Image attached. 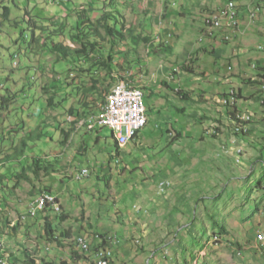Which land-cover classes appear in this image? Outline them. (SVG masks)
<instances>
[{
  "label": "rangeland",
  "instance_id": "1",
  "mask_svg": "<svg viewBox=\"0 0 264 264\" xmlns=\"http://www.w3.org/2000/svg\"><path fill=\"white\" fill-rule=\"evenodd\" d=\"M225 1L227 3L229 0ZM16 2L20 6L16 10L24 15L25 8L28 6L27 0H16ZM87 3L85 0H75V7L71 10L63 7L64 13H57L49 20V23L52 26H58L65 18L72 15L73 17L65 21V24L71 25L74 20L76 21L75 13L81 10V7L94 12L102 5V0H88ZM113 4L117 5L128 16L133 27H136L134 29L137 32L134 36L132 34L129 44L138 49L147 62V66L143 68L140 75V81L142 84L156 85L161 90L168 91L174 98H170L168 93L163 95V91L160 97L152 98V90L146 89L145 102L149 108V123L141 131L139 147L133 149L134 145L138 146V144L131 143L129 155H123L120 164L115 162L111 164L108 177L111 178L110 185L113 186L115 195L113 192L110 195L115 197L117 194L118 198L116 202L111 199L109 204L104 205L101 220L103 226L97 225V228L117 234L121 238V246H123L121 248L126 250L128 246V249H131V255L135 254V257L130 258L129 254L127 259L123 260L122 257L125 254L123 251L120 252L122 257L117 259L122 263L119 264H185L186 259L190 264H257L251 261L248 254L241 253V248L247 246V241L252 242L250 240L254 239L252 234L256 227L254 223L259 217L258 215L254 220L251 216L247 217L251 212L248 210L255 209L256 205L264 208V107L261 103L264 96L261 94L260 83L253 85L249 81L259 80L254 64L256 67L258 62L264 65V48L261 49L264 47V36L255 27L257 21L255 20L251 25V36L239 45L243 48L241 51L236 46L235 38L233 41L230 40L227 43L223 41L215 46L207 37L200 41L199 33L192 28L191 24L173 28L168 16L164 17L166 13L162 16L165 26L160 28L158 21L161 19H159L160 11H163L162 0H113ZM171 4L177 10L182 7L181 0L178 2L171 0ZM45 6V0H31L28 9L33 14L38 11L40 17ZM181 20L188 22L185 18ZM220 33L223 37L224 32ZM140 34L151 36L152 39L155 36L158 43L169 41L180 51H177L175 55H151L150 52L155 44L141 40ZM15 35L16 32L12 34V36ZM28 40L31 41V38ZM21 44L25 45V42ZM12 49L16 50L15 47ZM0 52H2V58L5 56L10 61L7 50L2 48ZM47 54L50 56L43 62L47 70L53 72L50 59L53 61L56 55L49 52ZM30 57L35 64H39V60L34 55ZM21 61L23 66L19 72L15 71V73H19L22 81L28 83L29 90L33 88L29 83H32V79L36 77L37 71L31 68L26 57H21ZM119 61L122 62L123 58ZM5 64L9 65L7 61ZM139 66L133 60L126 68L130 71L138 70ZM3 78L4 76H0V85H8L9 82H4ZM165 81L169 83V88ZM101 82L115 84L114 80L111 81L105 76L101 78ZM180 83L181 87L192 92L191 102L181 100V97L174 92ZM44 85H48L46 79L42 80L43 90L40 89V91L48 93V88L45 89ZM232 88L237 91L241 89L243 95L250 96L245 103L239 105L242 113L250 116L243 114L237 116L242 120L239 124L246 127L244 131L248 130L244 122L251 119L259 121L258 128L252 131L250 141L243 143L245 154L239 157L241 162H238L233 152L219 155L221 149L219 145L213 151L211 145L215 140L205 132L210 126L220 125V130L225 129V125L222 122L220 124L218 120L222 116L221 113L227 119V108L224 103L232 105L236 101V92L232 94V101H224V94L229 93ZM1 93L4 94V91L0 90ZM34 96L37 98L29 96L28 99H21L17 107L12 106L14 109L11 108L4 117L0 116V132L6 135L5 138L1 137L3 141L0 142V158H3L6 163V165L0 164L1 174L11 170V173L18 175L33 163V157L51 156L59 151L58 147L48 146L51 137L60 136L57 124L55 122L51 124L48 121L49 115L58 114L59 110H49L43 94L37 95L35 92ZM246 103L248 104L245 105ZM62 112L66 111L62 109ZM63 119L58 121L63 122ZM43 121L45 122V126H42L43 135L28 144H33L36 148L26 146L23 149L20 143L22 137L25 133L36 130ZM170 131L173 132L174 138ZM179 133L182 134V138ZM99 138L100 142L90 147L89 156L92 157L93 165L97 163V159L104 163L105 155L116 153L111 130L99 127L92 139ZM13 145L15 151L23 149L24 154L22 157V153H19L11 161L8 155L13 154L11 150ZM231 146L236 147L238 144H232L229 147ZM171 147H174L176 151L175 156L171 155L169 150ZM3 150L4 152L1 153ZM208 152L210 158H214L216 169L208 167L206 160L204 161V156ZM174 160L180 163L177 164ZM259 160L262 162H258ZM223 161L228 162L226 163L228 166L223 165L220 171L218 166H221ZM128 164L131 170H127ZM254 164L259 166L253 171V176L249 177ZM245 176H248L247 180H244ZM108 177L105 176L102 181H99L95 175L84 181L87 190L84 191L82 198L86 204H97V199L109 191L106 189L109 183ZM162 180L171 182L166 194L159 193V183ZM70 184L74 190L72 193L78 195L80 193L77 189L78 184L74 182ZM1 189L0 200L2 201L3 196H8V202L12 204L14 200L9 197L7 190ZM217 195L221 198L216 199ZM143 196L150 198L152 204L154 199L163 202L153 207L142 199ZM70 209L73 213L70 221L74 227L76 217L81 218L83 209L79 203L71 204ZM118 210L121 211L119 215H117ZM25 211L26 207L23 206L21 212L25 213ZM89 215L93 219L95 213L90 210ZM211 215L216 216L219 221L228 226L230 232L228 236L218 234L219 228L214 225ZM254 215L256 214H252ZM234 216L237 217V222H241L239 229L236 227ZM39 232L42 233V230L36 231L34 235L30 233L29 239L26 238L27 234L20 237L25 242L24 250H29L30 256L36 259L37 264L68 263L67 253L60 252L61 250L55 251L58 253L55 259L51 258L48 253L53 252V248L48 250L47 244L40 242ZM36 233H38L37 236ZM237 243H242L243 246L239 247ZM19 245L12 242L8 246L11 247L10 253L17 249H22L23 253L24 250ZM260 249L264 253L263 247ZM18 255L17 262L26 264L25 255L20 252ZM6 256L8 257V254ZM258 264H264V259Z\"/></svg>",
  "mask_w": 264,
  "mask_h": 264
},
{
  "label": "clouds",
  "instance_id": "2",
  "mask_svg": "<svg viewBox=\"0 0 264 264\" xmlns=\"http://www.w3.org/2000/svg\"><path fill=\"white\" fill-rule=\"evenodd\" d=\"M30 1L31 0L27 1L28 8H29ZM85 1H86V4L89 3V2L87 3L88 0H85ZM104 1H105V6L103 7ZM163 1L171 4V0H163ZM45 3H46L45 9L41 14L42 18L38 16V11L37 13L32 14L38 19L40 23L42 22V24H45V25H48L49 20L52 19L54 16H56L57 13L63 14L64 13L63 7H67L69 8V10L75 7V0H45ZM111 3L113 4V0L111 1L102 0V5L94 12L89 11L86 7L84 8L81 7L82 9L79 10L78 12L81 13L85 10L86 11L88 10L89 14L95 19L97 14L101 13L104 9H108V6H110ZM112 4H111V9L114 7L118 8L117 5H114V4L112 5ZM48 7H51V9H48ZM163 12H164V9L163 11H160L159 19L160 18L161 19L158 21L160 28H163L165 26V20H163L164 18L162 17L165 14V12L164 13ZM75 14H77V12ZM46 16H48L49 18L46 19L45 18ZM70 17H73V16L71 15L65 18L61 22L60 25L54 26L52 28L56 29L60 27L63 24V22L68 20ZM74 18H76V16ZM127 21L134 32L132 33L131 31H128L127 33L128 39H127L126 45H123V46L121 45L118 49L125 51V53L129 55V60L126 62L123 56H118L117 59L119 57L120 58L115 61V66L117 67L118 70L114 72L112 75L108 76L105 73L103 74L91 73V75H85L83 77H80V76L75 77L74 73H72L71 71V67L73 66L72 65L70 66V64H68L66 61H64L61 64H56V65H54V62L51 63L52 64L51 69L53 70L52 72L51 70H47L46 65L45 67H43L42 64H40V62L37 65L32 61L31 58L28 59V63L31 66V68L36 69L37 78L38 80H40V83L42 82L43 79L47 80L48 85L46 86L48 87V93L43 92L42 94L47 100L49 110L50 109L59 110L58 114L51 113L48 117V121L51 124L52 122H55L57 124L56 125L57 129H59L60 131V136L55 137V138L51 137V140L48 146L50 147L52 146L55 148L58 147L59 151L53 153L51 156L33 157L34 161L31 164V166H29L30 171L37 170L38 168L40 169L39 166L37 168L36 162H39V163L44 162L47 166L51 168L47 172L44 169V167H42L41 176L39 177V179H34L35 186H30L27 183H25L24 186H19L20 189H18L17 192L21 196V198H19L21 203L14 201L12 203V206H18L20 208V211L23 206L26 207L25 213L21 212L22 216L20 218V221L23 223V228L28 233V235H26L27 239H29L30 233L34 235L36 231L42 230V228H44L43 226L46 225V228L42 230V233L39 232L40 240H42L43 237L46 238L45 244H47L46 248L48 250H50L49 248H51V246L53 249L57 251L58 250L60 251L61 249L68 250L67 247H70L71 254L69 256L71 260L73 261L72 264H98L97 260H98L99 251L96 250V247L98 246V244L96 243L98 242L99 243L101 242L110 243V244H103L100 248L102 247H104L102 249L109 248L111 250V257L109 259V262L110 260L114 262L115 256L122 245L121 238L118 237L117 234L112 233L110 230H104V229L99 230L96 226V225L99 226V223H101V220L103 219L102 208L104 207V205L109 204L111 199H113L116 202V199L118 198L116 197L117 194L115 197H111L112 195H110V193L113 192V186L110 185L111 178L108 177V173L111 170V164H113L114 162L116 164H120L122 162L123 155L125 156L129 155L130 144L131 143L133 144V142L138 144V141L141 140L139 137L141 134V131L149 123V115H148L149 108L145 102V98L147 95L146 89L150 88L152 90V94H153L154 89L161 90V88L157 87L156 85L150 86V85L142 84V81H140L141 80L140 75L143 72V68L147 66V62H146L145 57L141 55L140 51L136 48H133L132 45L129 44L130 37L132 36V34L134 36V34L137 31L136 29H134L135 26L133 27V24L129 20V18ZM240 27L237 30H228V31L217 30V29L209 30L206 25V21H204V24L202 25L201 29H197L196 31L199 33L200 41H203L205 37H209L208 35H213L218 32H224V36L221 39H222V42L224 41L227 43L230 40L232 41L234 40L233 33L237 32L240 29ZM227 35L230 36L229 40L226 39ZM141 37H142V40L145 41L144 38L147 36L145 34H140L139 38ZM148 37L151 38V36H148ZM41 41L44 42L45 40H41ZM151 42L155 44L154 49L152 50V52H150L151 55H155V56L175 55L177 51H180V50H177L169 41L158 43L157 38L155 36H153V39ZM151 42H147V43H151ZM163 43L164 45L161 46V44ZM33 45L35 46V44ZM164 46L166 48H172V51H167V49ZM263 48L264 47H262L261 49ZM1 49L2 48L0 47V50ZM118 49H116V51ZM121 58H123L122 62L119 61ZM136 58H140L141 61L138 62ZM133 60H135L140 66L138 70L135 69V70L130 71L126 68V66L131 65ZM22 66H23L22 62H20L18 65L16 63L14 64V67H17L18 72L20 71ZM120 67H124L125 69H121ZM253 67L254 68L256 67L255 64ZM17 75L18 77L22 78L19 73ZM98 75H101L100 79L103 76L109 77L111 81L114 80L115 84L112 85V83L110 82L107 84H104L103 82H101L102 85L100 89V92H101L100 97H98L99 95L96 96V95H93L92 93L87 92V103L90 106H92V108L86 109L84 108L85 104L82 100L83 93L80 88H83L84 86H86L87 88L90 89V85L95 84L96 78ZM136 76H138V79H136ZM69 77H74L75 80H67ZM166 83L168 84V88H169V83L168 82ZM261 83L259 85H261ZM2 85H0V89H3V87L5 86V85L3 86ZM181 86L182 85L180 83V85L177 86L174 91L178 95V97L180 96L178 93L181 92L182 90L188 91V90H185ZM13 87L17 88V84H13ZM129 89H136L141 92V100H142L143 107H144L143 116L145 117V123L142 125H139V123L137 122L138 126H135V125L132 126L130 121L127 118L123 117L122 112L112 102V100L114 99L115 93H119V92L129 90ZM231 90H235L237 93L236 102L232 105H226L224 103V106L227 108L228 112H231L233 110V106L234 105L237 106V102L240 100L237 98L238 91L234 88H232ZM163 92H164L163 95L169 94L168 91H163ZM188 92H191V91H188ZM176 94H175V97L177 98ZM226 94H228L226 96L228 97L230 95V92L225 93L224 95ZM261 94L262 96H264V93L262 90H261ZM160 95H161L160 93H155L153 97L152 96L151 97L152 98H154L155 96L160 97ZM169 97L174 98V96L173 95L170 96V94H169ZM181 100H182V97H181ZM187 102H191V101H187ZM261 103L262 105L264 104V97ZM65 104H68V106H65ZM228 106H230L232 109ZM62 109H64L66 112H62ZM238 114H243V113L241 110L239 111L237 109L236 117L232 119L231 128L233 130V133L235 132L236 124L234 123L237 122ZM243 115H246V114H243ZM62 118H64L63 122L62 121L59 122L58 120ZM252 121L253 119H251V121L249 122H246V125L248 126L247 132H249L250 130V124ZM99 127L108 128L109 130H111L112 137L115 141L116 153L105 155L104 158L106 161L108 160L107 163L106 162L101 163V161L97 159V163L93 165L91 161L92 157L89 156V152H90V147L93 145H96L98 142H100V138H102L100 137L98 140L92 139V136L94 135V133L98 132ZM208 131L209 130H207V133ZM30 132L32 131L25 133V135L28 136ZM247 132H244L242 134H245ZM215 133H216V130L210 131V134H215ZM235 135L240 136L241 134L237 133ZM122 136L127 137V141L125 143H122L121 141ZM21 143H22V139H21ZM139 144L138 146H135L133 144L134 145L133 149H137L139 147ZM28 146L29 148H32V149L36 148L35 145L33 144H30ZM225 151L227 152L228 150L226 149ZM242 151L243 149L239 148L237 153L241 154ZM239 157H238V162H241ZM80 160H82L83 162L80 163L79 162ZM84 161L87 162V165H84ZM90 162L93 165V167L89 166L91 165ZM51 163L52 165L50 166ZM0 164L6 165L5 162L0 163ZM40 166H42V164H40ZM126 168L127 170H131L130 164H128ZM95 175L99 181H102V178H104L105 176L108 177L109 183L106 185L107 187L106 189H108L109 191L106 192L107 195L103 194L104 196L101 195L99 199H97V204L90 205V204H86L85 200L82 198L84 191L87 190V186L84 184V181L93 178ZM32 176L33 177L35 176L34 171L32 172ZM71 182L78 184L77 189H78V192H80L78 195H74L72 193L74 190L70 184ZM170 186H171V182L169 180H162L159 183V193L166 194L167 189ZM26 193H30V195ZM61 194H66L67 196L72 198V202L70 204L79 203L82 206L83 211H82L81 218L76 217V222L82 223V224L86 222V224L85 225L83 224L81 231L75 234V236H72L71 232L65 233L64 231L63 233H61L62 231L57 229V227L63 224V221L65 222L66 220H71L73 217V215L70 217L68 214H66L65 204L61 200ZM76 197L78 198L76 199ZM20 205L22 206L20 207ZM87 206L89 210L87 209ZM135 207H137V205H135ZM90 210H92L95 213L93 219L89 215ZM119 214H121V211L118 210L117 215ZM12 216H13V220H12L13 224L15 223L16 220L19 221V216L16 217V214L14 213ZM52 217H55L57 219L56 220L57 222L52 223V220H53ZM35 224H39V225H35ZM28 226H30V228H28ZM70 228H72L70 229V231L74 230L75 232H77V230L73 229L74 228L73 226H70ZM83 228L85 229L83 230ZM48 230L51 233L56 232L55 237L53 235L49 236L47 233ZM37 234L38 233H36V236ZM68 237L69 239H72V243L71 244L62 243L63 245L61 246V243L58 241V239L61 240L62 238H68ZM80 240H85L86 243L89 245L88 248H84V246L81 245ZM105 240H107L108 242H106ZM111 240H116L117 242L113 244L111 243ZM49 241H53L54 244L49 245ZM64 243H65V240H64ZM55 244H58V245H55ZM6 249H11V248L8 247V244H7V247L3 244L1 247L0 257L3 260L7 261L9 264H13L9 259L10 252H6L5 251ZM6 254H8V257L6 256ZM15 254H18V252H16ZM73 254L74 255L77 254V256L73 257L74 256Z\"/></svg>",
  "mask_w": 264,
  "mask_h": 264
},
{
  "label": "trees",
  "instance_id": "3",
  "mask_svg": "<svg viewBox=\"0 0 264 264\" xmlns=\"http://www.w3.org/2000/svg\"><path fill=\"white\" fill-rule=\"evenodd\" d=\"M111 4L110 6H108V9H104L101 13H98L95 19L89 14L88 10V12L85 10L81 13L77 12L75 18L76 21L74 20V23H72L71 25L65 24L66 22H63L60 27L53 29L52 27L54 26H52V24L50 23L48 25L42 24V22L40 23L38 19L32 15L33 12L28 9V6L25 8V14L23 15L16 10L20 8L16 0H0V47L7 50L10 59V61H8L5 56H3L2 58V52H0V76H4V82H9L8 85L3 87V89H0L1 91H4V94H0V98L2 99V105L0 106L1 117H4L5 114L9 113L11 111V108L14 109L13 107H17L21 99H28L29 96L35 97V92L37 95L42 94L40 91V89L42 90V82L40 83L37 75L32 79V83H29L30 86L32 85L34 89L29 88L28 90V83L22 81V78L18 77V73H15V71L18 70L17 67H14V64L16 63L18 65L20 62H22L21 57L30 59V56L34 55L36 58H38L40 64L45 67V63L43 61L46 57L50 56L47 54V52L55 54L56 58H54L53 61L50 59L51 63L54 62V65H56L66 61L68 64H70V66H73L71 67V71L72 73H74L75 77H83L85 75H91V73H105L109 76L118 70L115 66V61L117 60L118 56H123L126 62L129 60V55L125 53V51L119 50L118 48L121 45H126L128 39V31H131L132 33L134 31L129 25L127 21L128 18L124 14V12L115 7L111 9ZM243 7L248 6H242L241 8ZM164 17L166 18L167 14H165ZM40 18L42 17L40 16ZM45 18L48 19L49 17L46 16ZM15 32L16 35L12 36V34ZM29 38H31V41L28 40ZM41 40L45 41L42 42ZM144 40L146 42L152 41V39L148 36L145 37ZM23 41L25 42V45L21 44ZM2 42H4V44ZM33 44H35V46H33ZM163 45L164 43L161 44V46ZM12 47H15L17 51L13 50ZM116 49L118 50L116 51ZM166 49L167 51H172V48ZM136 60L138 62L141 61L140 58H136ZM5 61H7L9 65H6ZM120 68L125 69L124 67ZM255 68H257L256 70L259 76V80L249 81L253 85H258L264 80V66L261 64V62H258V65ZM100 77L101 75L97 76L95 84L90 85V89L86 86L80 88L83 93L82 100L85 104L84 108L86 109L92 108V106L87 103V92L92 93L96 96L99 95L98 97H100V89L102 85ZM67 80H75V78L69 77ZM13 84H17V88H14ZM44 88L46 89L48 87L44 85ZM155 93L162 94L163 92L162 90L154 89L151 96L153 97ZM178 94L184 101L192 100L191 92L182 90ZM227 95L228 94L224 96L226 97ZM241 96L242 90L240 89L238 91L237 98L240 99ZM236 111L237 106L234 105L233 110L229 112L233 115L232 119L236 117ZM237 121L241 120L237 118ZM44 123L45 122L43 121V123L38 125L36 130L30 132L28 136H23V144L20 142L23 146V149L28 146V144L32 140L39 139L43 135L42 126H45ZM170 132L171 136L174 138V134L172 133V131ZM8 133L11 132L8 131ZM234 133L237 134L236 131ZM248 134V132L245 134H241L240 137H246ZM5 136L6 135L4 132H0V142L3 141L1 137L5 138ZM179 136L180 138L183 137L181 133H179ZM11 150L13 151V154L8 155V157L11 158V161H13L16 155H18L19 153H22L23 157L24 151H15L14 145L13 147H11ZM3 152L4 150L1 151V153ZM3 162L4 159L0 158V163ZM36 163L37 168L39 166L40 169L38 168L39 171L38 169L33 170L35 173L34 177L32 176L33 171H30L29 167L27 169H23L18 173V175H14V173H11V170H9L6 174L0 173V191L2 190L1 188L6 189L7 194L10 195L9 197H11L15 202L17 201L18 203H21V201L19 200L21 196L17 192V190L20 189L19 186H24L25 183L30 186H35L34 179H39V177L41 176L42 167H44L47 172L51 168L44 162ZM40 164H42V166H40ZM51 165L52 163L50 164V166ZM258 207L259 206L257 205V208ZM13 213L19 216V221L16 220L14 224L12 222ZM21 216L22 213L20 211V208L18 206H12V204L8 202V196L4 197L2 201L0 200V253L3 244L7 247V244L9 246L12 242H14V244H20L19 246L24 250L25 242L21 240L20 237L23 234L28 235V233L23 228V223L20 221ZM212 218L214 225L219 228L218 234L226 235L228 233V226L219 221L216 216H212ZM47 233L49 236L53 235L55 237L56 232L51 233L48 230ZM58 241L62 246V243H64V241L59 239ZM105 241L108 242L107 240ZM96 244H98L96 250L100 252L103 251L102 248L104 247L100 248L103 244L110 243L98 242ZM10 250L11 249H6L5 251L10 252ZM13 251L14 252L10 253L9 255V259L13 264H19L17 262L19 259V255L15 254L16 252H20L22 255H25L24 261L26 262V264H37L36 259L30 256V252L28 249H25L23 253L22 249ZM75 256H77V254H75L73 257ZM193 259L195 258L193 257ZM184 261L185 264H190L188 259ZM113 263L114 262L110 260L108 264ZM46 264L52 263L46 262Z\"/></svg>",
  "mask_w": 264,
  "mask_h": 264
},
{
  "label": "crops",
  "instance_id": "4",
  "mask_svg": "<svg viewBox=\"0 0 264 264\" xmlns=\"http://www.w3.org/2000/svg\"><path fill=\"white\" fill-rule=\"evenodd\" d=\"M163 1V0H162ZM175 2H178L179 0H174ZM182 1V7L180 10H177V8H175L172 4L170 3H166L163 1V9L164 12L167 14L168 19L170 21L171 24H173V28H175L176 26H181V25H188L191 24L192 28L194 30L197 29H201L202 25L204 24L205 18L206 16L210 13V12H214L216 10H219L221 7H223L226 4L225 0H181ZM252 1V0H251ZM163 12V13H164ZM182 18H185L188 20V22H183V20H181ZM257 24H255V27L259 30V33L264 36V7L262 8L258 18H257ZM242 25L240 27V29L237 32L233 33V37L235 39H237L236 41V46L239 47V45L241 44V42H245L250 36V28L251 25L253 24V22L250 21L249 16H248V12L247 11H242V21H241ZM209 37H207L209 40H212L213 44L216 46L218 45L220 42H222V35L220 32L213 34V35H208ZM211 45V44H210ZM205 49V48H204ZM239 49L242 51V47H239ZM206 50V49H205ZM242 52H240L241 54ZM264 66V65H263ZM250 96L247 95H243L241 96L240 100L241 102H237V109L240 111L239 105L240 103H245V101L247 99H249ZM262 102V100H261ZM249 103V101H248ZM248 103H246L245 105H247ZM221 118L218 120V122L221 124V122L225 125V129L220 130V125L218 126H210L207 127V130H205V132L207 133V135H211V137L215 140V142H213V144L211 145V149L214 151L216 146L219 145L220 146V154H228L230 152H233L234 157L238 159L239 156H243L245 154V149L243 147V143L244 142H249L250 138H251V134L253 130H256V128H258L259 124L258 120H254L251 122L250 124V130H249V136L247 135L246 137H240L237 136L233 133V130L231 128L230 125H232V114H229V112L227 111V119L225 118L224 114L221 113ZM207 117V116H206ZM211 130H216L215 134H210ZM206 135V134H205ZM141 138V135L139 136ZM251 143V142H250ZM232 144H238V146H231ZM243 149V151L241 152V154H238L237 151L238 149ZM228 150L227 152L225 150ZM171 155L175 156V149L174 147H171L170 149ZM246 154H249L248 152H246ZM110 158V157H109ZM206 158V159H205ZM206 160V161H205ZM219 161H221L220 159H218ZM175 163L179 164L180 161L178 160H174ZM204 161L206 162L207 166L212 168V169H216V164L214 162V158H210L209 152L204 156ZM80 163H82L83 161L80 160ZM106 163L108 162L105 161ZM224 163L221 164V166H218V169L221 171L223 165H225V161H223ZM258 162H262L261 160H259ZM91 164V162H90ZM84 165H87V162L84 161ZM227 165V164H226ZM92 166L93 165H89ZM228 166V165H227ZM259 166V164H254L253 165V170L251 172L250 175H248L249 177L253 176L254 174V170ZM248 176L244 177V180H247L246 178H248ZM24 189V188H23ZM28 195H30L29 193H26ZM117 197V196H116ZM78 197H76L77 199ZM221 198L220 196H216V199ZM142 199H144L145 201H147L149 204L153 205V207L158 206L159 204H161L163 201H159V200H155L154 199V204H152L150 202V198H148L147 196H143ZM153 199V198H152ZM61 200L64 202L65 204V208H66V214H68L70 217L72 216V212L70 211V207H71V202H72V198L67 196L66 194H61ZM162 200V199H161ZM78 203H75V205H77ZM263 204H264V199H263ZM261 208V206H259ZM257 208V205L255 206V209L253 210H248L251 211L249 213V215L247 217L252 218V220H254V218H257V216L259 215V217L257 218V220L255 221V231L252 232L254 239L250 240L252 242L247 241V246H244L243 248H241V253L242 255L244 254H248L251 258V261L254 263H259L260 260L264 259V253L261 251L260 247L264 249V245L257 239V232H264V215H263V210L264 208ZM88 209V206H87ZM89 210V209H88ZM256 212V213H254ZM258 212V213H257ZM252 214H256L254 216H252ZM52 223L57 222L55 217H52ZM244 219V218H243ZM234 220L236 223V227L239 229V225L241 222H237V217L234 216ZM251 220V222H252ZM84 225L86 224V222L83 223ZM82 223H77L74 226L73 229L77 230V232H75L74 230L70 231V226H72V223L70 220H66L65 222L63 221V224L60 225L59 227H57L58 230H61L63 233L65 231V233H72V236H75V234H77L79 231H81V228L83 226ZM35 225H39V224H35ZM97 226V225H96ZM99 226H103V223H99ZM44 228H46V225L43 226ZM28 228H30V226H28ZM42 228V230L44 229ZM85 228H83L84 230ZM249 229V228H248ZM31 230V229H30ZM102 230V229H99ZM105 230V229H104ZM230 234L229 229H228V233L226 234L227 236ZM258 234V233H257ZM225 235V236H226ZM61 240H65V243L63 244H71L72 243V239L68 238H62ZM40 242L44 243L46 242V238L43 237L42 240H40ZM246 242V241H245ZM54 244L53 241H49V245ZM237 245L239 247L243 246L242 243H237ZM123 247V246H121ZM52 248V246H51ZM68 250H64L61 249V252L64 251L67 253V260L68 263H72L73 261L70 258V247H67ZM57 250L53 249V252H55ZM59 251V250H58ZM57 251V252H58ZM125 254V256L122 257V252ZM53 252L48 253L52 259H55L57 256V252H55L54 254H52ZM131 255V249H128V246L126 248V250H124V248H121L118 250L116 256H115V260L113 264H119L121 261L118 260L117 258H119L120 256L124 259H127L128 255ZM135 257L134 256H130V258ZM67 263V264H68ZM122 263V262H121Z\"/></svg>",
  "mask_w": 264,
  "mask_h": 264
},
{
  "label": "built area",
  "instance_id": "5",
  "mask_svg": "<svg viewBox=\"0 0 264 264\" xmlns=\"http://www.w3.org/2000/svg\"><path fill=\"white\" fill-rule=\"evenodd\" d=\"M238 5L242 6V0H238ZM264 7V0H252L251 7H243V12L247 11L248 16L251 22L255 21L258 18L259 13ZM220 12H223V25L215 26V20H210V14L206 17V25L209 30H236V21H242V15H233V6H231V0H229L223 7L220 8ZM227 40L230 39L228 35ZM261 90L264 93V81L261 83ZM236 92L235 90L230 91V95L225 98L224 101H232V94ZM138 90L129 89L119 93L115 99V104L122 112L123 117L127 118L130 123H136L140 119V113L137 105ZM250 116V115H244ZM124 137H121V141ZM258 240L264 244V232L258 233ZM81 245L88 247V244L85 240H80ZM116 240H111V243L115 244ZM111 257V250L109 248L103 249L102 257H98V264H108ZM0 264H3V260L0 259Z\"/></svg>",
  "mask_w": 264,
  "mask_h": 264
},
{
  "label": "bare ground",
  "instance_id": "6",
  "mask_svg": "<svg viewBox=\"0 0 264 264\" xmlns=\"http://www.w3.org/2000/svg\"><path fill=\"white\" fill-rule=\"evenodd\" d=\"M231 6H233V15H240L242 13V11H243V8H241V7L242 6L251 7L252 6V1L251 0H242V6H241V5H238V0H231ZM210 20H215V26H222L223 25V12H220V9H219V10H217L215 12L210 13ZM238 25L240 27L241 21H236V28L238 27ZM226 38H228V35L226 36ZM119 93H115L114 94V99L112 100L114 105H116L114 101L117 98V96L119 95ZM234 101H235V98H234ZM137 105H138V109H139V113H140V119H139L138 123H139V125H142V124L145 123V117L143 116L144 107H143V103H142V100H141V92L140 91H138ZM241 121H237L235 123L236 127H237V128L235 127V131L237 130L236 132L240 133V134H242L241 132H245L244 129L246 128L245 126L239 124V123H242ZM138 123L137 122L136 123H132V126H134V125L138 126ZM244 123L246 124V122H244ZM240 126H242V128ZM126 141H127V137H124V139L122 140V143H125ZM85 248H88V247H85ZM98 257H102V251L99 252ZM0 259H2V258L0 257ZM3 264H9V263L7 261L3 260Z\"/></svg>",
  "mask_w": 264,
  "mask_h": 264
}]
</instances>
